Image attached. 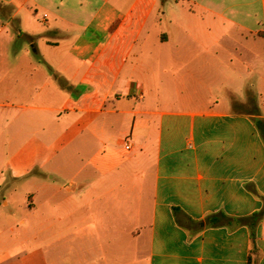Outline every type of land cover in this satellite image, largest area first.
Returning <instances> with one entry per match:
<instances>
[{
  "label": "crops",
  "instance_id": "1",
  "mask_svg": "<svg viewBox=\"0 0 264 264\" xmlns=\"http://www.w3.org/2000/svg\"><path fill=\"white\" fill-rule=\"evenodd\" d=\"M257 121L264 0H0V264H264Z\"/></svg>",
  "mask_w": 264,
  "mask_h": 264
},
{
  "label": "trees",
  "instance_id": "2",
  "mask_svg": "<svg viewBox=\"0 0 264 264\" xmlns=\"http://www.w3.org/2000/svg\"><path fill=\"white\" fill-rule=\"evenodd\" d=\"M257 125L261 132L263 133V138H264V123L261 121H257ZM1 206V202H0ZM180 212L179 209H175V215H178ZM264 219V208L258 212L255 213L254 215L250 217H245V218H233L229 217L223 213H218L215 215H211L207 218V224L209 226H214V227H221V226H247L251 229L252 231V236L254 237V230L256 225ZM249 264H254L252 261V257L249 260Z\"/></svg>",
  "mask_w": 264,
  "mask_h": 264
},
{
  "label": "rangeland",
  "instance_id": "3",
  "mask_svg": "<svg viewBox=\"0 0 264 264\" xmlns=\"http://www.w3.org/2000/svg\"><path fill=\"white\" fill-rule=\"evenodd\" d=\"M9 149H4L3 151L0 152V166L3 164V162L6 160L7 155H8ZM0 185L2 187V181H0ZM10 191H8L7 189L3 188L2 190H0V194H10ZM1 199V198H0ZM2 200V199H1ZM16 231H17V235L18 232L22 231L21 228L16 227ZM16 235V233L14 234V236ZM53 232L52 231H46L41 235V240H43L45 242V252L48 255V258L53 259V252H54V246H53ZM126 244V243H125ZM94 250V248H93ZM102 256L101 252H99L98 249H95V253L90 257V259H100ZM67 263H69L70 260V256H67ZM139 264H146L145 263V254L141 253V256L138 258Z\"/></svg>",
  "mask_w": 264,
  "mask_h": 264
}]
</instances>
